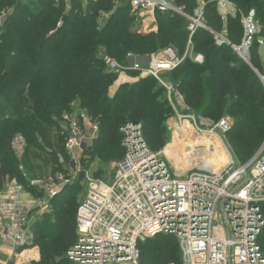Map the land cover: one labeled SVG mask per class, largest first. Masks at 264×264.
I'll use <instances>...</instances> for the list:
<instances>
[{
    "label": "trees",
    "instance_id": "1",
    "mask_svg": "<svg viewBox=\"0 0 264 264\" xmlns=\"http://www.w3.org/2000/svg\"><path fill=\"white\" fill-rule=\"evenodd\" d=\"M31 1L0 0V15L4 14L0 24V188L6 178L24 183L20 166L29 164L32 148L45 150L60 172L67 173L59 162L66 166L70 162L61 128L73 106L97 122L99 132L89 157L122 159L119 129L127 123L141 125L148 148L160 152L166 143L165 121L173 114L164 88L147 76L122 85L111 99L107 92L117 74L107 71L104 58L127 66L129 55L143 58L167 48H174L182 58L190 37L188 20L172 12L156 13L157 31L142 32L128 0H85V4L70 0V6L65 0H33L35 5L27 8ZM203 1L205 29L198 28L191 42L192 53L202 55L204 63L195 64L185 56L166 77L192 113L217 122L224 114L233 119L225 138L242 165L264 141V87L256 74L264 76L257 42L264 38V0H226L235 14L225 19L218 13L216 0ZM173 2L187 16L199 7V0ZM251 10L261 33L254 37L246 63L232 46L241 44V16ZM223 30L229 45L217 46L213 33ZM127 74L139 76V72ZM17 134L27 144L20 161L10 148ZM79 191V184L64 186L50 202V213L35 223L40 261L32 264H55L75 243ZM139 249L140 264L181 263L172 236H155L139 244Z\"/></svg>",
    "mask_w": 264,
    "mask_h": 264
},
{
    "label": "built area",
    "instance_id": "2",
    "mask_svg": "<svg viewBox=\"0 0 264 264\" xmlns=\"http://www.w3.org/2000/svg\"><path fill=\"white\" fill-rule=\"evenodd\" d=\"M128 1L132 13L149 23L144 32L157 30L156 13L172 12L186 18L190 37L185 56L202 64V56L192 53L191 37L198 28L205 29L203 0L192 16H187L173 0ZM216 3L222 19L229 15L227 6L235 12L226 0ZM254 19L253 12L242 19V43L232 46L247 63L254 37L261 33ZM213 34L217 46L229 45L225 31ZM257 42L264 45L260 39ZM184 57L180 58L174 48H167L154 54L145 69L137 62L122 66L111 58H104V63L109 73L117 74L116 80L128 72H139L133 78L138 81L172 71ZM132 58L129 55L128 61ZM259 77L264 85V76ZM166 89L176 122L187 121L197 136H213L226 153L225 164L219 169L200 164L189 174L176 175L159 153L148 148L140 126L127 123L120 128L124 156L115 164L114 180L104 183L86 176L80 163L85 146L94 139L96 124L89 129L64 116L69 122L63 132L69 171L57 174L48 183L31 180L27 186L6 178L0 188V252L7 251L0 264L40 261L34 225L39 214H43L44 200L51 202L80 175L86 178L87 193L77 210L76 240L66 252L67 264H140L139 244L158 235L176 239L180 264H264V150L260 149L247 163L237 165L225 145V135L231 127L229 118L206 128L193 116L178 113L172 88ZM26 147L20 134L11 140L10 148L19 161ZM20 171L27 180L22 166ZM37 192L44 203L37 198Z\"/></svg>",
    "mask_w": 264,
    "mask_h": 264
},
{
    "label": "rangeland",
    "instance_id": "3",
    "mask_svg": "<svg viewBox=\"0 0 264 264\" xmlns=\"http://www.w3.org/2000/svg\"><path fill=\"white\" fill-rule=\"evenodd\" d=\"M81 1L83 2V4H85V0H81ZM65 2H66V4L69 5V2L70 1L65 0ZM120 4H121V2H120ZM34 5H35V3L32 0L31 2H29V5H27V8H32ZM121 5L122 6H125L126 3L125 2H122ZM217 10H218V13H220L219 8H217ZM250 12H253L254 13V18H255L254 20L257 23L258 27L261 29V26H260L258 20L256 19V14H255L254 10H251ZM234 14H235V12H234ZM248 14L241 16V24H242V19L245 18L246 16H248ZM3 16H4V14H1L0 15V24L2 22L1 19L3 18ZM135 19L139 21L137 24H138V26H140V30L142 32H144L146 30V27L148 26L149 23H146L145 24L144 21L141 20L142 17L139 16V15H137L135 17ZM242 27H243V25H242ZM156 31H153V32H156ZM223 31H225V30H223ZM225 34H226V32H225ZM225 34H224V36H225ZM243 35H244V27H243ZM259 39L262 40V41H264V38L263 37H259ZM241 43H242V41H241ZM163 50H165V49H163ZM232 50L234 51L233 48H232ZM234 52L244 61V59L236 51H234ZM185 53H186V51H185ZM259 55L261 56V59H262V61L264 63V45L263 46L262 45L259 46ZM152 56L153 55L146 56V57H143V58L142 57H137V56H135V57L133 56V57L134 58H137V60H139L137 63H139L142 66V68L145 69V68H147L149 66V63L151 62ZM184 56H185V54H184ZM248 57L250 59L249 50H248ZM202 58H203V56H202ZM127 61H128V59H127ZM145 61H148V62L146 63ZM248 62H249V60H248ZM129 63L130 62L128 61L127 62V66L129 65ZM203 63H204V58H203L202 64ZM118 64H120V63H118ZM202 64H199V65H202ZM167 74H168V72L161 73V74H159L157 76V78H154L153 77V79H155L160 84V86L162 88H164L166 98L168 97V91H167L166 87H171L172 88L173 91L171 90V96L174 98V102L176 103V107H177L178 113H180L182 115H191V116H193L198 122L203 123V126L206 127V128H210V127L214 126L217 123V121H215V120H213L211 118H209L210 120L209 119L201 118V117L197 116V114L192 113L185 106V104H184V98H183L182 94L179 93V91H178V89H177V87L175 85H173L172 83H170L167 80V77H166ZM256 74L258 76H261V74L259 75L258 72H256ZM135 82H137V81H135ZM132 83L133 82H130L128 84H132ZM263 87H264V85H263ZM108 94L109 93L107 92V96L109 97ZM169 94H170V92H169ZM172 111H173V109H172ZM81 115L84 116V119L83 120H81ZM223 118H229L230 123L232 125L233 119L228 114H224L218 120H221ZM68 119H70V120H77L80 123H82L84 126H86V128H89V129H91L92 127H94V125L97 123L96 121H93L88 116V114H86V112L84 110H82V109H80V108H78L76 106H73L72 114L68 115ZM68 123H69L68 120H65L64 119V124L62 125L61 131L64 132V130L68 126ZM175 123H177V125L180 124V123H178V121L176 122L175 116H174V113H173L165 121V125H166V131H165L166 143H165V146L163 147V149L160 152H158V153L164 159V161L166 162L168 168L171 171H173L176 175L182 176V175H186V174L191 173L194 170V168H196V166L202 164L201 162L203 160L208 159L209 157L206 158V153L208 152L209 149H208L207 145H204L203 144L204 145V148H202L201 147V144H200V147L198 146L199 149L197 148V150H199V151H197L195 154L192 155V158L194 159V163H190L189 161L186 160V158H181V157L178 158L177 156L179 155V153H181V150L182 149L184 150V152L188 149L187 146H184V148H182V145L184 144V141H189L188 143L191 144V143L195 142L196 140L193 138V136H192L193 140L191 139L190 136L192 134L191 135L190 134L181 135V134L177 133V131L175 129L176 127L174 125ZM141 129L142 128L140 127V132H141ZM98 132L99 131H98V127H97V131L93 135V138L94 139H91L88 142V144L85 146V148H84V151H83V153L81 155V161H80V163H81L82 168L85 171V175L88 176L89 178L98 179V180H100V181H102L104 183H111L114 180V177H115V164L118 161H120L121 158L120 159L119 158L115 159V158L110 157L109 159L102 161V160L98 159L95 156L94 157H91V156L89 157L87 155V152L92 148V146L94 144L93 141L98 136ZM119 133L123 137V134H122V132H121L120 129H119ZM141 136H142V134H141ZM116 138H118V137H116ZM174 138H176V140H179L180 141V145L181 146L178 147V148L175 147L174 150H173V146H172L171 143L173 142ZM118 139H120V137ZM225 145L227 147V150L230 152V154L233 156L234 160L236 161V164L239 165V163L237 161V158L234 156L233 149L230 146V144L227 142V139L226 138H225ZM121 147H122V145H121ZM180 148H182V149H180ZM260 149H263L264 150V141H263ZM44 151L45 150H41L40 151V149L36 150V149L32 148L31 154H30L31 158L29 156V159H28V163L29 164L28 165H25L23 163L21 165L23 167V169L25 167L26 170L24 169V173L26 174V177H27V180L25 179L24 183H22L23 185L27 186L29 184V181L34 180V179L35 180H39L42 183H48L50 180H53L56 177L57 174L61 173L60 170L58 169V166L59 165L58 164L55 165V161L54 160L52 161L51 160V157L50 156H47L46 153H44ZM176 154H177V156H174ZM208 155H210V153ZM59 162L62 164V166L65 169H67V172H68L69 171V165H70V163L68 164V166H66L67 165L66 162H61V160H59ZM30 166L32 167V169L30 168ZM72 184H79V186H80V191L77 194V198H76L77 209H78L80 203L83 201V199L85 198L86 193H87V181H86V178H85L84 175H80L73 182H71V185ZM37 194H38L37 195V198H39V200L41 201V203H44L45 202L44 203L45 206L43 207V209H44L43 214L40 213L39 214V217H38L39 219H41V218H43L44 215H47V214L50 213L51 206H50V202L47 204V200H44V202H43V200H42L43 198H42V195L41 194H39L38 192H37ZM153 239H154V237L151 238L150 240H153ZM64 258H65V256L62 255L60 258L56 259L55 264H65L64 263ZM49 264H54V263L51 262Z\"/></svg>",
    "mask_w": 264,
    "mask_h": 264
},
{
    "label": "bare ground",
    "instance_id": "4",
    "mask_svg": "<svg viewBox=\"0 0 264 264\" xmlns=\"http://www.w3.org/2000/svg\"><path fill=\"white\" fill-rule=\"evenodd\" d=\"M179 125H175V127H176L175 129H176L177 133H179L181 135H186V134L191 135L192 134L190 136L191 139L193 140V138H194L196 141L191 143V144L188 143L189 141H184L182 148H184V146H187L188 149L184 152V150L182 148H180V149H182L181 153H179L178 156H177V154L174 156H177L178 158H180V157L186 158V160L189 161L190 163H194V159L192 158V155L195 154L197 151H199V150H197V148L199 149L200 144H201L202 148H204V145H207V147L209 149L208 152L206 153V158L207 157H209V158L206 160H203L201 162L203 167H208V168L215 167L216 169H219L220 166L225 164V162L227 160L226 153L223 150H221V148H219V146H218L219 144L218 143H217L218 145L216 144V142L213 139V136H211L209 134H205L204 136H197V134L193 132L191 125L187 121L181 122ZM192 136H193V138H192ZM171 144L173 146V150L175 147L178 148L181 146L180 141L176 140V138H174V140ZM209 153H210V155H208Z\"/></svg>",
    "mask_w": 264,
    "mask_h": 264
},
{
    "label": "crops",
    "instance_id": "5",
    "mask_svg": "<svg viewBox=\"0 0 264 264\" xmlns=\"http://www.w3.org/2000/svg\"><path fill=\"white\" fill-rule=\"evenodd\" d=\"M68 1H70V0H68ZM226 12L229 15H234V11L229 6L226 7ZM154 28H156V27H154ZM138 61L139 60H137V58H132L129 60L130 63H134V62H138ZM145 62L147 63L148 61H145ZM130 81L133 83L135 82V81H133V78L130 77L128 74L120 75L118 80H116L115 83L108 89L109 97L110 98L114 97L115 94L117 93V91L119 90V88L124 84L130 83ZM174 125H177V123H175ZM6 252L7 251L5 249L2 252H0V260L4 259V257H5L4 253H6Z\"/></svg>",
    "mask_w": 264,
    "mask_h": 264
},
{
    "label": "water",
    "instance_id": "6",
    "mask_svg": "<svg viewBox=\"0 0 264 264\" xmlns=\"http://www.w3.org/2000/svg\"><path fill=\"white\" fill-rule=\"evenodd\" d=\"M65 20V18L63 19V21Z\"/></svg>",
    "mask_w": 264,
    "mask_h": 264
}]
</instances>
